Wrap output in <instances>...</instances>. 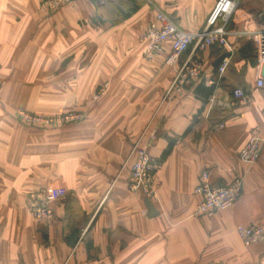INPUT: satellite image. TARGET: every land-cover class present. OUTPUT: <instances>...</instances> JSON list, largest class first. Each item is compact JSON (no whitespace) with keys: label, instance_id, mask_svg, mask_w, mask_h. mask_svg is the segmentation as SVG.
Returning <instances> with one entry per match:
<instances>
[{"label":"crops","instance_id":"0c3cea01","mask_svg":"<svg viewBox=\"0 0 264 264\" xmlns=\"http://www.w3.org/2000/svg\"><path fill=\"white\" fill-rule=\"evenodd\" d=\"M216 1L81 0L44 14L39 0H0V264H264V242L245 246L237 232L264 224V143L254 165L238 156L252 136H264V89L255 88L259 67L249 58L255 48L241 34L264 28V0H241L229 48L191 47L181 57L179 65H202L203 77L173 97L175 70L165 54L147 59L140 42L156 9L200 33ZM200 85L229 106L198 98ZM237 88L251 103L234 99ZM21 109L85 119L29 127L17 118ZM149 125L153 218L147 197L129 189V156ZM204 172L214 186L244 177L240 197L212 217L195 213ZM56 187L66 197L51 205L50 222L36 221L33 196Z\"/></svg>","mask_w":264,"mask_h":264},{"label":"built area","instance_id":"2783aa9c","mask_svg":"<svg viewBox=\"0 0 264 264\" xmlns=\"http://www.w3.org/2000/svg\"><path fill=\"white\" fill-rule=\"evenodd\" d=\"M77 1L81 0H39V9L40 12L48 14L64 6L72 5ZM94 1L104 4L111 0ZM240 3L241 0H217L206 20L203 31L200 33H190L183 30L166 13L156 9L154 20L150 22L146 31L141 35L140 42L144 46V54L147 59L152 60L157 55L165 54V65L175 70V78L170 85L167 97L180 94L186 87H190L195 82L202 80V65H192L189 61L179 65L181 57L191 47L198 51H205L212 46L229 48L228 38L233 33L228 31V25ZM241 34L248 36L255 48L257 66L259 67V72L255 79V88L264 89V28L245 31ZM229 63L230 59L228 57L222 59L218 68L220 77L226 72ZM233 97L240 104H249L252 101L251 96L242 88L235 89ZM209 104L211 106H229L221 103L214 96L210 98ZM17 118L24 126L48 128L80 123L85 119V115L68 112L46 117L21 109L17 112ZM224 127V124H220L215 128L223 129ZM155 137L156 129L151 130V125H149L133 145L129 156L131 161L129 189L132 193L142 194L147 198L155 196L154 177L156 166L153 164L149 154L151 141ZM263 143V135L256 134L252 136L239 152V160L248 165L257 163L262 155ZM243 182V176H236L228 185L214 186L210 182L209 173L204 172L194 190L195 194L200 198L195 212L196 215L199 217H212L218 211L230 207L240 197ZM66 195L67 189L64 187L48 188L40 194L34 195V199L29 205L32 217L38 222H50L54 216L51 205L64 199ZM237 232L245 246L264 242V224L238 226Z\"/></svg>","mask_w":264,"mask_h":264},{"label":"trees","instance_id":"16d2710c","mask_svg":"<svg viewBox=\"0 0 264 264\" xmlns=\"http://www.w3.org/2000/svg\"><path fill=\"white\" fill-rule=\"evenodd\" d=\"M134 8H135V6H134ZM133 10H136V9H133ZM131 12H132V8H131ZM128 15L129 14H127L126 16H128ZM250 57H251V63L253 65H256L257 64L256 55H255V58H254V56H252V54L249 55V58ZM195 93H196V95H197L198 98H201L202 100H204V102H207L209 100V98L214 95V87H209L208 88V87H205L204 85H200L196 89ZM175 143H176L175 140H171L169 142V145H168L167 149L163 152V154H162V156L160 158L159 163L164 162L168 158V156L171 154V152H172V150H173V148L175 146Z\"/></svg>","mask_w":264,"mask_h":264},{"label":"water","instance_id":"95a60500","mask_svg":"<svg viewBox=\"0 0 264 264\" xmlns=\"http://www.w3.org/2000/svg\"><path fill=\"white\" fill-rule=\"evenodd\" d=\"M145 203H146V206H147V209H148L149 216L151 218L158 216V212L154 209V207H153V205H152V203H151L149 198H147L145 200Z\"/></svg>","mask_w":264,"mask_h":264},{"label":"rangeland","instance_id":"374dc122","mask_svg":"<svg viewBox=\"0 0 264 264\" xmlns=\"http://www.w3.org/2000/svg\"><path fill=\"white\" fill-rule=\"evenodd\" d=\"M62 114V113H61Z\"/></svg>","mask_w":264,"mask_h":264}]
</instances>
